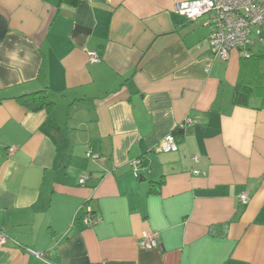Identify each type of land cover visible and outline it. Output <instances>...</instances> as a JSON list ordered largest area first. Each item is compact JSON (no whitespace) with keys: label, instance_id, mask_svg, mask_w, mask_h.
Wrapping results in <instances>:
<instances>
[{"label":"crops","instance_id":"crops-1","mask_svg":"<svg viewBox=\"0 0 264 264\" xmlns=\"http://www.w3.org/2000/svg\"><path fill=\"white\" fill-rule=\"evenodd\" d=\"M182 1L0 0V264H264V109Z\"/></svg>","mask_w":264,"mask_h":264},{"label":"built area","instance_id":"built-area-1","mask_svg":"<svg viewBox=\"0 0 264 264\" xmlns=\"http://www.w3.org/2000/svg\"><path fill=\"white\" fill-rule=\"evenodd\" d=\"M174 10L189 21L206 17L211 51L223 62L228 61L233 51H242L243 56L248 58L246 48L253 44L255 38L260 39L264 36V0H187L177 3ZM86 55L90 63L100 61L95 52H88ZM182 127L183 125L178 126L179 129ZM13 150L10 148L9 153ZM158 150L162 153L177 152L178 144L174 135L169 134L162 139ZM96 157L94 155V158ZM197 159L198 157H194V160ZM131 165L134 176L138 177L139 161H133ZM84 181L85 177L82 176L79 184L82 185ZM239 200L244 206L248 203L246 195H241ZM83 222L87 226H93L97 220L87 214ZM5 243L6 235L0 230V247ZM138 244L144 249L156 248L159 245L158 236L156 233L143 231Z\"/></svg>","mask_w":264,"mask_h":264},{"label":"trees","instance_id":"trees-1","mask_svg":"<svg viewBox=\"0 0 264 264\" xmlns=\"http://www.w3.org/2000/svg\"><path fill=\"white\" fill-rule=\"evenodd\" d=\"M246 51L249 57L243 56L242 74L234 90L233 104L247 106L250 98L257 97L260 99V108L264 109V55L253 53L250 47ZM16 100L23 108L32 112L47 109L51 105L45 90L20 96ZM178 130L177 127L172 135L178 133Z\"/></svg>","mask_w":264,"mask_h":264}]
</instances>
